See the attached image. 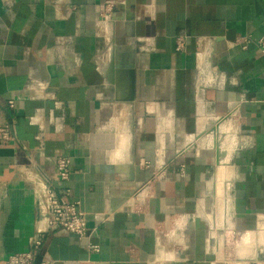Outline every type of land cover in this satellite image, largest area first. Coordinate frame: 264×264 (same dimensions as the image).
<instances>
[{"label": "crops", "instance_id": "1", "mask_svg": "<svg viewBox=\"0 0 264 264\" xmlns=\"http://www.w3.org/2000/svg\"><path fill=\"white\" fill-rule=\"evenodd\" d=\"M263 37L264 0H0V264L59 155L92 234L48 264H264Z\"/></svg>", "mask_w": 264, "mask_h": 264}, {"label": "built area", "instance_id": "2", "mask_svg": "<svg viewBox=\"0 0 264 264\" xmlns=\"http://www.w3.org/2000/svg\"><path fill=\"white\" fill-rule=\"evenodd\" d=\"M250 40L245 39L242 47L246 48ZM257 45L264 53V37L257 41ZM185 48V39L178 38L176 50ZM9 107H14V101H10ZM0 139L9 141L12 135L9 126L0 127ZM72 159L68 156L59 155L55 161L54 179L62 183L57 188L46 180L40 173L25 170L21 177L29 183L30 189L35 196L37 212V226L30 238L29 249L9 256L4 264H48L39 259L44 235L50 230H61L75 233L80 238H90L92 229L89 227L86 212L81 209V201L74 199L72 190L67 182L72 175ZM93 251H99V245L91 244Z\"/></svg>", "mask_w": 264, "mask_h": 264}, {"label": "water", "instance_id": "3", "mask_svg": "<svg viewBox=\"0 0 264 264\" xmlns=\"http://www.w3.org/2000/svg\"><path fill=\"white\" fill-rule=\"evenodd\" d=\"M40 260H41V258L39 257L38 261H40Z\"/></svg>", "mask_w": 264, "mask_h": 264}]
</instances>
